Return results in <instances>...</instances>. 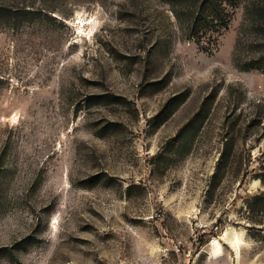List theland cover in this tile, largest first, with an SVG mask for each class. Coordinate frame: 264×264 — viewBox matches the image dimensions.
Wrapping results in <instances>:
<instances>
[{"label":"rangeland","instance_id":"obj_1","mask_svg":"<svg viewBox=\"0 0 264 264\" xmlns=\"http://www.w3.org/2000/svg\"><path fill=\"white\" fill-rule=\"evenodd\" d=\"M224 7L0 0V264H264V0Z\"/></svg>","mask_w":264,"mask_h":264},{"label":"trees","instance_id":"obj_2","mask_svg":"<svg viewBox=\"0 0 264 264\" xmlns=\"http://www.w3.org/2000/svg\"><path fill=\"white\" fill-rule=\"evenodd\" d=\"M192 4V21L189 26V37L200 42L201 34L215 27L226 26L228 15L225 3L233 5L234 0H188ZM3 8V7H1ZM262 10V9H261ZM3 11H6L3 9ZM25 14H32L30 10H22ZM264 11V10H263ZM21 13V12H19ZM256 68L264 70V53L252 60L247 69Z\"/></svg>","mask_w":264,"mask_h":264},{"label":"bare ground","instance_id":"obj_3","mask_svg":"<svg viewBox=\"0 0 264 264\" xmlns=\"http://www.w3.org/2000/svg\"><path fill=\"white\" fill-rule=\"evenodd\" d=\"M223 240H225V241H230V242H228V243H230V245L232 246V248H236V247H234L233 245H234V242H232L231 240H229L225 235L223 236V238H222ZM213 249H214V254H218L219 252H220V247H219V245H217V243H213ZM236 250V249H235Z\"/></svg>","mask_w":264,"mask_h":264}]
</instances>
